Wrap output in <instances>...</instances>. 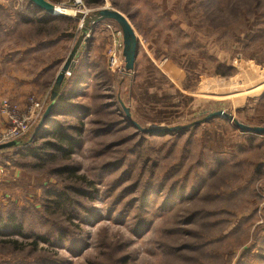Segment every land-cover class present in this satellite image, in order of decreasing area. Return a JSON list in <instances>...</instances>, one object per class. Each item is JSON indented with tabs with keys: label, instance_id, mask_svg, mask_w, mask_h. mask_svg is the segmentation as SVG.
<instances>
[{
	"label": "rangeland",
	"instance_id": "obj_1",
	"mask_svg": "<svg viewBox=\"0 0 264 264\" xmlns=\"http://www.w3.org/2000/svg\"><path fill=\"white\" fill-rule=\"evenodd\" d=\"M52 1L87 14L118 10L138 53L134 69L110 70L113 44L124 66L123 35L113 20L93 24L83 36L92 35V61L88 40L81 42L83 59L55 90L82 19L0 0V130L9 126L4 102L24 110L62 92L76 112L56 108L48 130L59 123L71 133L84 122L69 159L49 148L37 156L0 151V264H264V134L218 116L145 141L121 106L144 128L186 125L218 110L264 126V0ZM52 140L43 135L34 145ZM64 165L75 172L60 171Z\"/></svg>",
	"mask_w": 264,
	"mask_h": 264
},
{
	"label": "water",
	"instance_id": "obj_2",
	"mask_svg": "<svg viewBox=\"0 0 264 264\" xmlns=\"http://www.w3.org/2000/svg\"><path fill=\"white\" fill-rule=\"evenodd\" d=\"M30 3H32L35 7H37L40 10H43V12H46L48 15L51 16H74L76 15L77 17L82 19L83 25H85V28H83L81 35H79V38L77 42L75 43L72 51L68 55V58L62 65L63 67L60 68L56 78H55V83H54V89L57 90L59 85L61 84L62 80L64 79V74L67 70L72 69L73 67V61L75 58L78 57L79 52H78V47L81 42H85L88 40V37H83L85 35V32L87 28L92 31V25L97 24L102 20H113L117 23V25L120 27L121 34L122 36V56L124 57V68L126 71H130L134 69L135 65V59L138 53V38L133 30V27L131 26L130 22L127 20V18L118 10L110 8V7H102L98 8L96 10H93L92 12L85 14L80 11H74L72 8H67L65 6H58L55 3L49 1V0H28ZM61 7V10H58V8ZM121 106L125 112L126 117L130 119V113L129 109L124 106L121 103ZM51 108V104H49L44 111L42 117L38 121V123L34 126L32 133L28 140L32 139L35 134L40 131L39 129L43 125L49 111ZM224 117L227 119L232 120L234 124H236L237 128H239L243 132H250L254 134H264V126H247L244 125L240 122H238L233 115L222 111H214L209 114H207L204 119L198 120L195 122H192L190 124L186 125H175V126H169V127H149V128H142L140 127L136 122L132 121V124L140 129L144 133H149V134H161V133H167V132H172V131H177L180 129H187L191 125L198 124L199 122H205L208 121L211 118L214 117ZM17 141H9L6 143H1L0 144V149L4 148H9L13 147L17 144Z\"/></svg>",
	"mask_w": 264,
	"mask_h": 264
},
{
	"label": "trees",
	"instance_id": "obj_3",
	"mask_svg": "<svg viewBox=\"0 0 264 264\" xmlns=\"http://www.w3.org/2000/svg\"><path fill=\"white\" fill-rule=\"evenodd\" d=\"M49 1H51V0H49ZM92 3L93 4H96L98 2L96 0H88V2H87L88 5L89 4H92ZM48 16L54 17V16H51V15H48ZM62 82H63V80H62ZM76 82H77L76 83V86L78 87L81 84L80 83V80L78 79V80H76ZM61 85L62 84H60L59 87ZM62 93L56 94V96L53 97V99L49 100V102L47 104H45L44 111L46 110L47 106L49 104H51L50 111H49V113H48V115H47V117H46L43 125L39 129L40 131H38L32 139H30V140L27 139L26 140L27 143H22V140L21 139L14 140V141H17L18 142L15 146L9 147V148H4V149L16 148L15 150H17L19 148H23V150H27V151L30 150V153H32L34 156H37L42 149L49 148V149H51L53 151H56L60 155L61 158L69 159V157L71 155V152H73V150L75 149L74 146H75L76 142H78L77 141V135H80V133H81V130L80 129H81V127L83 128L84 122H82V121L79 122V125L81 127L80 126H77V127H74L73 129L71 128V131H72L71 133H69L70 131L66 130L59 123L56 124V128L55 129L48 130L47 126L48 125H51L52 122L54 123V121H55L52 117H53V115H55L54 113H55V109L56 108L59 109L58 111H61V112L64 111L63 112L64 114H67V113H65V110L69 111V113H71L72 111H75L74 108L73 109H68V107H71L70 104L61 102V100H63V99H61ZM67 100H65V102H67ZM61 108L63 110H61ZM76 108H77V106H76ZM78 108L81 109V107H78ZM122 110H123V108H122ZM44 111H43V113H44ZM123 112H124V110H123ZM43 113H42V115H43ZM123 117H125V118H123V121L127 124V126L133 128L134 133H136V135H140V138L142 140H145V141H150V140L151 141H156L157 138H160L163 135H165V133H161V134H149V133L142 132L140 129L136 128L132 124V121H134V122H136V121L132 119L133 117H131V113H130V117H131L130 119H128V117H126L125 112H124V116ZM137 124L140 127H142L139 123H137ZM191 127H192V125H191ZM142 128H144V127H142ZM188 128H190V127H188ZM187 129L185 128V129H180V130H177V131L167 132V135H176L178 133H182L183 131H186L187 132ZM73 133H75L76 135H73ZM43 135H47L49 137H52L53 140L52 141L44 142V143L41 144L40 147L39 146L36 147L34 145L35 144V141L39 137H42ZM51 150L47 154H44L45 157H43V158L50 157V154H54ZM0 151H2V149H0ZM143 164H144V160L142 161V165ZM59 170L62 171V172H68V171H71L72 173L75 172V168H73V167L71 168L69 165H64L62 168H59ZM71 175H73V174H71ZM149 184L150 183H147L145 181L140 186L141 188H140V196H139V199H140V204L139 205H141V202L144 204L145 203V200H147L146 198H147L148 191H149V189H148V187H149L148 185ZM68 190L72 191L71 189H68ZM66 191H67V189H66ZM75 193H80V192H75ZM170 194L173 196V191L172 190L168 191V196ZM166 196H167V193H166ZM68 197H70V196L65 194V198L64 199L66 201H68L69 203H71V204H75L76 203L75 201L70 200ZM166 199H167V197H166Z\"/></svg>",
	"mask_w": 264,
	"mask_h": 264
},
{
	"label": "built area",
	"instance_id": "obj_4",
	"mask_svg": "<svg viewBox=\"0 0 264 264\" xmlns=\"http://www.w3.org/2000/svg\"><path fill=\"white\" fill-rule=\"evenodd\" d=\"M77 1H79V3L81 2V0ZM77 1L76 3H78ZM62 5L65 6V4ZM86 37H90V35H87ZM115 48L116 46L113 44L108 51L107 63L109 69L115 72H118L119 70L128 72L125 70L124 66H121L120 56ZM76 61L77 59L75 58L73 61L74 65ZM71 72L72 69L67 70L64 77L70 76ZM4 103L3 111L7 113L6 115L8 116L9 126L5 130H0V144L20 139L40 120L45 108V101L41 99H31L29 105L24 110H19L16 107L9 106L6 102Z\"/></svg>",
	"mask_w": 264,
	"mask_h": 264
},
{
	"label": "crops",
	"instance_id": "obj_5",
	"mask_svg": "<svg viewBox=\"0 0 264 264\" xmlns=\"http://www.w3.org/2000/svg\"><path fill=\"white\" fill-rule=\"evenodd\" d=\"M53 2V1H52ZM32 4V3H31ZM32 6L36 9V10H38V11H43V10H39V9H37V7H35L33 4H32ZM32 10H33V8H31ZM43 13H45V15H46V17H50V16H48L47 14H46V12H43ZM54 17H57V16H54ZM58 17H65V16H58ZM67 17H70V16H67ZM56 21H59V18H56V20H55V22ZM98 24V23H97ZM97 24H95V25H97ZM95 25H93L92 26V33H93V31H94V29H95ZM92 36V35H91ZM90 36V37H91ZM90 40H92V38H90L85 44H86V51H85V53H84V56L85 57H87V59H86V63L88 64L90 61H92L91 59L92 58H89V56L91 55V51L89 50V44L91 43V41ZM90 52V53H89ZM88 55V56H87ZM78 60L80 59V60H82L83 58H82V53H81V55L77 58ZM77 60V61H78ZM77 61H76V63H77ZM89 61V62H88ZM79 67L78 66H76V68L74 69V71H77V70H79L78 69ZM89 77H88V79H84V81L86 82V81H88V83H90L89 82V80H90V78H91V73L88 75ZM27 77H25L24 79H26ZM28 79V78H27ZM79 80H80V83L82 84V82H83V79L82 78H79ZM28 82H32L33 81V79H31V80H27ZM80 84V85H81ZM91 84V83H90ZM60 88H62L61 86H60Z\"/></svg>",
	"mask_w": 264,
	"mask_h": 264
},
{
	"label": "bare ground",
	"instance_id": "obj_6",
	"mask_svg": "<svg viewBox=\"0 0 264 264\" xmlns=\"http://www.w3.org/2000/svg\"><path fill=\"white\" fill-rule=\"evenodd\" d=\"M77 2L79 3V1H77ZM61 9H62L61 7L58 8V10H61ZM85 14H87V13H85Z\"/></svg>",
	"mask_w": 264,
	"mask_h": 264
}]
</instances>
